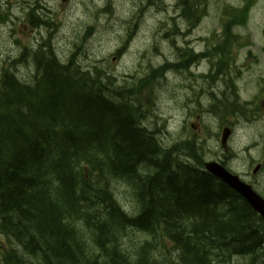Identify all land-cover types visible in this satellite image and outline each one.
Here are the masks:
<instances>
[{"label":"trees","instance_id":"1","mask_svg":"<svg viewBox=\"0 0 264 264\" xmlns=\"http://www.w3.org/2000/svg\"><path fill=\"white\" fill-rule=\"evenodd\" d=\"M179 3L196 15L197 1ZM31 57V82L15 62L0 69V264L264 263V221L205 171L195 140L166 145L165 124L152 121L171 62L120 82L111 59L82 66L75 51L58 59L50 48Z\"/></svg>","mask_w":264,"mask_h":264},{"label":"flooded vegetation","instance_id":"2","mask_svg":"<svg viewBox=\"0 0 264 264\" xmlns=\"http://www.w3.org/2000/svg\"><path fill=\"white\" fill-rule=\"evenodd\" d=\"M262 4V0L225 1L211 17L218 18L217 29L205 35L195 36L200 22L196 27L192 23L197 17L178 16L183 31L173 33L172 55L175 108L195 121L183 123L203 144L205 162L225 167L264 198V182L259 180L264 174ZM250 14L257 20L255 35L247 34L253 30L248 29ZM251 40L258 45L252 48ZM187 71L193 76L188 77Z\"/></svg>","mask_w":264,"mask_h":264},{"label":"rangeland","instance_id":"3","mask_svg":"<svg viewBox=\"0 0 264 264\" xmlns=\"http://www.w3.org/2000/svg\"><path fill=\"white\" fill-rule=\"evenodd\" d=\"M225 1L235 2V0H208L210 18ZM262 1L264 4V0ZM33 2V0L30 2L31 5ZM41 2L50 9L49 18L58 23L59 27L50 28L45 22L36 20L34 21L35 25L32 24L35 32H31L22 26L24 10L32 18L26 9L27 5L22 0H0V16L4 15L3 17L8 19L7 24H0V67L20 53L23 47H20L18 45L20 42L16 41L35 48L39 42L38 39L43 38L42 41L45 45L53 43L54 47H50V50L57 53L60 58L63 56L67 58L72 51H75L79 56L77 61L82 66H92L99 61L111 59V69L120 82L130 80V76L142 74L148 62L158 65L169 58V43L161 40L163 35L161 30L162 27H165L166 31L170 29L169 18L172 7L174 5L182 6L179 3L180 0H162L155 8L147 9L149 6L145 4L146 0H113L112 14L110 15L101 11L103 3L99 0L95 3L91 0H41ZM144 10L145 13L140 19L142 21L139 24L137 35L129 45L127 52L120 59L113 58V54L123 42L127 28L130 27V19L134 15L138 17ZM218 24V18L206 19L201 24L199 33L202 35L210 33L217 29ZM256 25V16L250 14L248 29L253 30L248 31L247 34L255 35ZM88 27L94 29L92 35L89 36L85 35ZM256 41H250L252 48L258 45ZM201 45L203 48L202 43ZM154 47H157L158 54L155 53L154 49L156 48ZM146 52L147 54L143 58V53ZM15 65L18 66L19 61L15 62ZM186 73L189 77L193 72L187 71ZM32 74L29 65L20 70V76L26 82H31ZM171 75H174V72ZM175 97H177V91L174 81L170 78L168 83L159 90L154 113L151 116L157 127L164 123L170 135L177 131L182 119L187 118L184 115L182 118L179 117L181 114L176 111ZM170 135L163 137L166 145L171 143ZM197 158L200 159V156ZM259 180L264 182V174L259 176ZM114 188L123 208L129 212L128 214H134L138 207L137 205L133 206L126 186L119 184ZM132 235L136 237V234Z\"/></svg>","mask_w":264,"mask_h":264},{"label":"water","instance_id":"4","mask_svg":"<svg viewBox=\"0 0 264 264\" xmlns=\"http://www.w3.org/2000/svg\"><path fill=\"white\" fill-rule=\"evenodd\" d=\"M205 168L209 173L222 180L232 190L240 194L252 209L264 218V200L257 196L251 187L243 184L237 177L228 174L224 169L215 164H207Z\"/></svg>","mask_w":264,"mask_h":264},{"label":"bare ground","instance_id":"5","mask_svg":"<svg viewBox=\"0 0 264 264\" xmlns=\"http://www.w3.org/2000/svg\"><path fill=\"white\" fill-rule=\"evenodd\" d=\"M189 72H190V71H189ZM190 75L193 76V73H190ZM190 75H189V76H190ZM259 259H260V258H259ZM254 262H255V261H254ZM263 264H264V263H263Z\"/></svg>","mask_w":264,"mask_h":264}]
</instances>
